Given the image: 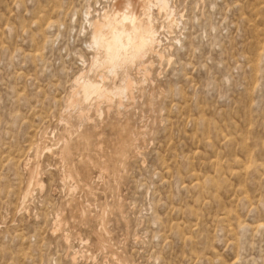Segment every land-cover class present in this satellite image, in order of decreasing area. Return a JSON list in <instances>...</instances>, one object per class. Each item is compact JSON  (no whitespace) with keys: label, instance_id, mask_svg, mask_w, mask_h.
<instances>
[{"label":"rangeland","instance_id":"1","mask_svg":"<svg viewBox=\"0 0 264 264\" xmlns=\"http://www.w3.org/2000/svg\"><path fill=\"white\" fill-rule=\"evenodd\" d=\"M112 1L0 0V264H264V0L154 5L164 59L85 114Z\"/></svg>","mask_w":264,"mask_h":264},{"label":"bare ground","instance_id":"2","mask_svg":"<svg viewBox=\"0 0 264 264\" xmlns=\"http://www.w3.org/2000/svg\"><path fill=\"white\" fill-rule=\"evenodd\" d=\"M154 5L162 11H169L170 17L173 16L174 12L170 10L169 0H113L110 6L104 7L97 18L91 17V13L88 12L91 17L89 28L92 44L98 53L102 51L103 65L113 78H117L121 70L122 84L114 87V92H110L104 86L105 76H100L101 81H91L86 80L87 78L85 79L81 74L75 81L78 90L73 93L71 105L80 106L84 112L89 105H95L92 103L94 100L100 112L97 103L109 100L111 94L115 93L119 96L129 94L133 85L128 74L130 65L136 64L137 61L141 63L149 52L154 53L160 60L164 59V54L157 50L161 42L158 41V31L154 24ZM147 74L149 75L150 72L146 69ZM35 173L37 169L31 171L29 184L23 193V204L32 194L33 185L36 182L39 184V181L35 180ZM67 176L73 178V172L68 171Z\"/></svg>","mask_w":264,"mask_h":264}]
</instances>
